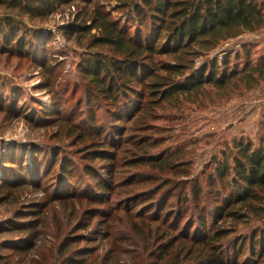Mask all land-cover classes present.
Wrapping results in <instances>:
<instances>
[{"label": "trees", "instance_id": "trees-1", "mask_svg": "<svg viewBox=\"0 0 264 264\" xmlns=\"http://www.w3.org/2000/svg\"><path fill=\"white\" fill-rule=\"evenodd\" d=\"M77 2L92 6L88 10L90 24H73L68 26L69 31L81 34L97 30L98 34L92 36V48H100L87 51L80 62V88L89 103L93 99L105 105L112 118L118 117L120 121L128 118V121L135 117L143 99L147 100L143 113L137 116L139 119L147 115L150 118L153 115L150 109L160 108L174 96L190 98L209 86L217 92L229 93V89L235 91L237 84H241L244 89L236 93L239 96L264 82V57L254 60L249 50L251 44L243 46L247 58L242 69L237 63L231 66L229 54L224 57L222 66L214 60L196 65L197 59L208 55L221 42L263 28L264 0H123L119 4L121 9L132 16L124 24L113 18L97 0H0V51L31 55L36 49L34 45L39 44V32L43 31L25 27L22 19L47 18L57 8ZM130 22L136 23L134 32L128 26ZM28 33L34 34L31 35L34 40L28 38ZM163 56L171 60L161 59ZM239 59L241 52L236 55V60ZM95 108L88 107L97 122ZM41 111L46 121L57 120L51 116L52 110L44 108ZM54 111L59 115L58 109ZM78 124L73 129H77ZM127 130L125 126L112 124L92 129L84 127L79 131L77 136L87 150L82 170L95 179L96 193L114 190L119 185L114 180H102L98 170L93 168L92 162L96 161L109 162L112 166L111 170L107 168L110 177L114 174L113 167H119L120 163H123L120 167L135 169L126 179L130 187L153 184L132 194V201L141 204L133 212L141 221L140 226H135L145 228L146 223L151 228L153 225L162 228L161 239L157 241L159 238H156L151 250H148L150 244L143 248V254L154 261L152 264H264V223L250 231H240V228L248 229L255 221L264 222V134L258 142L244 136L235 139L232 146L214 156L200 174L192 176L189 164L178 163L181 166H177L167 152H136L118 161V153L124 145H132L138 151L151 146L149 139L133 140L131 129L128 131L131 134L124 136ZM157 145L154 142L152 147ZM124 151H127L125 155L132 153L128 148ZM1 160L4 162H0V171L4 170L1 174L6 175L4 182L10 183L8 190H12L15 182L11 183L7 174L11 175V181L30 182L36 173L43 175L46 168V165L36 168L33 162L27 165L21 157L17 159L7 152L0 153ZM53 162H58L57 177L45 187L48 193L51 187H56L59 190L55 194L57 200L90 196L83 191L90 187L86 184L83 187L82 180L74 183L76 179L69 175L73 165L68 160L53 157ZM146 166L156 173L139 170ZM52 171L49 169L45 175L50 176ZM32 209L25 212L40 215L37 208ZM98 216L100 214L95 217ZM35 219L15 220L22 225L17 231L29 232L28 238L37 239ZM90 225L78 231L90 230ZM134 231L140 235L138 230ZM108 236H111L109 232L105 237ZM88 239V234L63 237L56 260L48 264H98L92 259L90 248H72ZM26 240L24 244H20V240L13 241L17 243L13 249L31 250L35 243ZM35 262L47 263L44 259Z\"/></svg>", "mask_w": 264, "mask_h": 264}, {"label": "rangeland", "instance_id": "rangeland-1", "mask_svg": "<svg viewBox=\"0 0 264 264\" xmlns=\"http://www.w3.org/2000/svg\"><path fill=\"white\" fill-rule=\"evenodd\" d=\"M97 1L122 24L132 17L129 11L121 9L119 4L123 3V0ZM91 8L92 6L77 2L57 8L47 18H23L25 27L43 31L39 32V44L34 45L36 49L29 56L0 51V153L14 154L17 159L19 157L24 159L27 165H32L33 162L36 168L46 165L43 175L39 176L36 173V177H32L30 182L24 179H20L18 183L15 180L11 181V175L7 174L10 182H15L12 190H8L7 187L10 183L4 182L3 178L6 175L1 174L4 170L0 171V226H2L0 264H36L35 261L39 259L46 260V264L50 261L52 263L58 256L61 239L76 234H88L89 239L88 242L72 248H90L93 252L92 259L98 264L154 262L147 254H143V248L150 244L148 250H151V244L156 238H159L157 241L161 239L162 228H158L157 225L151 228L145 222V228L136 227L135 225H139L141 221L133 212L138 210L141 204L132 201V194L146 190L153 184L130 187L126 179L135 169L120 167L123 164L120 163L119 167H113L114 174L110 177L107 173V168L112 169L109 162L96 161L92 162L93 168L98 170L102 180L104 182L114 180L115 184H119L114 190L96 193L95 179L87 176L82 170L87 150L77 135L84 127L92 129L95 126L107 127L112 124L125 126L128 130L124 136L134 131L133 140L143 142L142 140L149 139L151 146L138 151L132 145H124L121 153H118L120 155L118 161L131 157L136 152L140 154L167 152L172 156L171 162L177 163V166H181L178 163L189 164L192 176L200 174L214 156H219L224 149L232 146L235 139L242 137L238 135L246 117L245 111L235 108L238 103L232 102L245 95V92L239 96L236 94L243 91L244 87L241 84H237L235 91L229 89V93L217 92L214 87L209 86L190 98L171 97L160 108L150 109L149 113L153 115L150 118L147 115L144 119L137 116L143 113V105L147 99L141 101L136 109L139 112L128 121V118L121 121L117 119L118 117L112 118L105 105H99L96 100L92 99L89 103V98L84 95L83 88H80L82 75L79 64L87 51L100 50L99 47L92 48V36L98 32L92 30L76 34L71 33L68 26L89 25L88 10ZM128 26L131 32H134L136 23L130 22ZM28 34V38L34 40L35 37L31 36L34 34ZM238 42L241 44L235 54L231 55V66L237 63L240 69L243 68L247 58L242 50L245 44L252 45L249 50L254 60L258 61L264 57L262 45L253 41L246 43V39ZM236 52H241V59L236 60ZM161 59L171 60L165 56ZM206 60L210 59L203 55L201 63ZM233 93L236 95L229 98L228 95ZM89 106H96L97 122H94L93 112L88 109ZM97 106H101L99 110ZM44 108L52 110L51 116L57 118L55 122L45 120L41 111ZM55 109H58L59 115L54 113ZM135 121L136 123L132 125ZM76 124L78 128L73 129ZM259 131L254 137L256 142L264 134L261 129ZM243 136L252 140L250 135ZM154 142L158 145L152 147ZM127 148L132 150V153L125 155L127 151L124 150ZM88 150L90 151V148ZM53 157L59 160L64 158L73 165L69 175L76 179L74 183L82 180L83 187L85 184L90 187L83 189L86 196L90 195L88 198L57 200L55 194L59 190L56 187H51L48 193L45 187L50 186L57 177L55 170L58 162H53ZM48 168L53 170L50 176L55 175L54 177L49 178L50 176L45 175L46 171L49 173ZM139 170L148 174L156 173L148 166ZM60 194H63V190ZM33 207L39 210L40 215L25 212L33 210ZM99 210L103 213L101 214ZM98 214L100 216L95 217ZM34 218H36L33 222L34 227L39 236L35 240L28 238L29 232L17 231V227L22 225L15 222ZM88 223H91L92 231H78ZM263 223L255 221L248 229L240 228V231H250L257 226H263ZM134 228L140 235L136 234ZM108 232L111 236L105 237ZM26 239L35 243L31 250L13 249L17 244L13 241L20 240V244H24ZM242 258L241 256L240 260Z\"/></svg>", "mask_w": 264, "mask_h": 264}, {"label": "crops", "instance_id": "crops-1", "mask_svg": "<svg viewBox=\"0 0 264 264\" xmlns=\"http://www.w3.org/2000/svg\"><path fill=\"white\" fill-rule=\"evenodd\" d=\"M243 39H246V43L253 41L264 47V26L255 33L243 34ZM232 102L238 103L235 108L242 109L246 115L240 126L241 133L238 136L250 135L254 141L255 135L260 132V129L264 132V82L259 87L247 91L239 100ZM235 108L233 107V111Z\"/></svg>", "mask_w": 264, "mask_h": 264}, {"label": "built area", "instance_id": "built-area-1", "mask_svg": "<svg viewBox=\"0 0 264 264\" xmlns=\"http://www.w3.org/2000/svg\"><path fill=\"white\" fill-rule=\"evenodd\" d=\"M242 39H243V35L234 39H229L221 42L212 52L206 55L207 58L216 61L217 64L221 66L223 64V59L226 55L228 54L232 55L233 53L235 54V51L238 50L241 44V42L238 41ZM200 64H201V58L196 60V65L199 66Z\"/></svg>", "mask_w": 264, "mask_h": 264}]
</instances>
